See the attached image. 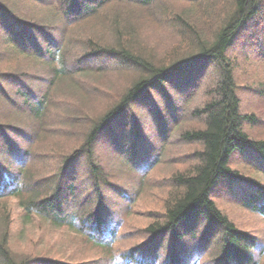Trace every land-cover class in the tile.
<instances>
[{
  "label": "trees",
  "instance_id": "trees-1",
  "mask_svg": "<svg viewBox=\"0 0 264 264\" xmlns=\"http://www.w3.org/2000/svg\"><path fill=\"white\" fill-rule=\"evenodd\" d=\"M22 1L36 5L32 13L16 12L12 4L17 0L9 4L0 0V43L5 49H0V61L12 53L41 65L45 73L35 79L37 89L15 85L17 100L9 85L25 80L26 73L0 69V101L8 109L13 108V102L19 104V119L26 122L24 127L0 120V208L13 198L23 211L24 221L38 217L55 229L75 233L94 247L95 253L81 259L15 256L8 247L10 225L1 214L5 226L0 227V264H258L264 243L239 229L217 207L211 192L220 179L229 186L243 184L242 207L264 216V185L231 167L235 153L257 155L264 163V126L255 113L244 110L232 57L239 32L264 11V0ZM152 12L180 42L166 46L164 57L159 59L153 49L146 50V45L137 44L132 36L137 20L152 17ZM104 34L113 40L103 39ZM261 37L264 34L259 40ZM108 68L133 70L134 76L110 105L89 120L77 148L67 160L64 158L62 170L44 173L36 145L49 119L50 90L55 86L59 103L72 112L73 125L85 112L65 97L66 90L88 85L87 74ZM204 77L208 78L205 100L185 116L201 125L178 133L185 144H195L198 149L186 155L190 159L188 169L170 175L168 198L157 219L141 228L139 240L128 242L120 230L123 212L131 207L134 192H127L125 185L119 188L103 173L95 147L104 135L109 137L128 126V141L123 148L119 144L114 157L120 163L118 171L131 174L133 189L141 191L145 178L169 151L173 132L184 118V103L197 91L194 83ZM173 87H188L187 99L178 103L173 114L163 113L170 99L163 100V109L153 107L150 118L155 133L150 139L149 131L140 119L135 120L132 111L139 107L146 110L151 94L165 97L167 89ZM61 90L65 95L61 96ZM253 126L263 135L252 137L249 131ZM20 128L23 132L14 131ZM8 133H14V138L8 139ZM74 157L86 163L89 177L85 182L76 174L64 176V168ZM261 167L259 172L264 176ZM107 186L115 194L110 202L102 196ZM81 193L87 194L82 197Z\"/></svg>",
  "mask_w": 264,
  "mask_h": 264
},
{
  "label": "rangeland",
  "instance_id": "rangeland-1",
  "mask_svg": "<svg viewBox=\"0 0 264 264\" xmlns=\"http://www.w3.org/2000/svg\"><path fill=\"white\" fill-rule=\"evenodd\" d=\"M7 1L8 4L12 3L11 0H5L6 3ZM17 1L18 2L13 3L12 6H15L16 12L19 11L23 15L25 12L32 13L31 10L36 7V5L31 2L25 4V1ZM151 14L152 17H145L139 21L137 20L133 32L134 35L132 36H134L133 39L136 40L137 44H145L146 50L153 49L159 59L164 57L166 46H172L170 44H177L180 42H178L179 37H176L170 30H165L164 24L160 20L154 19L153 12ZM262 34H264V11L256 15V17H253L245 29L239 32L236 42L233 45L232 57L235 66L234 74L237 80L236 83L238 84V92L244 110L255 113L257 117L260 118V124L264 126V121L262 122V119H264V87L261 86L264 82V38L261 37V40H259ZM45 36L47 37V35ZM53 36L54 35H52V37ZM255 36H258V38L254 39ZM1 37H3L2 33H0V38ZM103 39L111 41L113 37L109 34H104ZM39 41L42 42V39L39 38ZM0 49L5 50L1 43ZM3 60V62L0 61L1 70L8 69L11 72L21 70L26 73L25 80L10 82V91L17 100H19V98L18 94H16V89H14L15 85H21L31 90L37 89L38 85L33 84L36 78H41V74L45 73L44 67L12 53H10L8 57L5 56ZM96 60L99 62V58ZM98 73L99 74L93 72L86 75L89 81L88 85H75L76 87H71L70 90H66L65 97H70L77 104V109L85 112V114L81 115L83 117L81 121L74 122L73 125L74 119L72 117V112L65 107L66 105L59 103L60 95L56 92L57 89H55V86L50 90L52 100L50 101L49 119L46 125L42 127L38 139L39 142L36 145L37 156L40 160L39 167L44 173L51 174L54 173L56 169L62 170L65 160H67L73 154L72 151L77 148L76 146H78L81 135L87 128L89 120L99 114L101 109L110 105L113 99L118 97L129 85L134 76L133 70L124 71L113 68H108ZM207 79L208 78L204 77L199 82L197 81L194 83L198 87L195 90L199 93H196L197 91L191 93V100L187 102H185L187 99L185 97L189 90L187 89L188 87L178 90L173 87L167 89V96L165 97L163 94H161V96L158 94H151L150 107L146 108V110L144 107L142 109H140V107L134 109L136 112L132 111L133 109L130 110L133 112L135 120L139 122L140 119L139 123L143 124L144 129L149 131V138L152 139L155 133V125L150 118L155 112L153 107L156 105V108L163 109V100L170 99L168 103L169 107L167 110L163 111V113L167 112L166 114L168 115L176 111L177 105L185 102L183 106V111H185L184 118L173 132L168 147L169 151H166L161 156L158 163L152 168L143 182V189L141 191L133 189L130 182V179H132L131 174L125 171L124 173L118 171L120 170L118 169L120 163H117L118 159L114 157V154L117 155L118 153L119 144H121L123 148L126 141H128L125 137V135L130 132L128 126L124 128L121 127L120 130L117 129L114 135L112 133L108 135L109 137L104 135L95 147V155L103 168V173L110 176L119 188H123L125 185L127 187V192H134V201L131 207L123 212L124 224L121 228L122 230H120V233L122 232L124 234L128 242L139 240L140 237H142L141 228L157 219V214L163 211L165 201L168 198L169 192L167 191H169V187L171 186L169 182L170 175L176 170L188 169L187 167L190 163V159H188L186 155L198 149V146L195 144H185L180 139V136H178V133L184 130V128L201 125L199 121L195 122V120H193L191 122V120L185 116L188 110H191L194 106L199 105L200 102L205 100L203 97ZM104 89L108 92H103ZM60 94L61 96L65 95L62 90ZM0 102V120L14 121L15 123H20V126L26 127V122L19 119L21 118V114L17 113L20 107L19 104L15 105L13 102V108L8 109L3 100ZM61 108H64V110ZM145 111L147 113H145ZM73 116H75V114H73ZM128 121H130V119H128ZM147 130H145V132ZM14 131L23 132V129L20 128ZM249 132L250 135L255 138L263 135L255 126L251 127ZM14 136V133H8L7 138H14ZM2 146L3 145L0 143V147ZM143 150L144 149H141V151ZM260 160L261 159L257 155L235 153L231 159V167L238 170L242 176L257 178L260 184L264 185V176L259 172V170L263 168L261 166H264V163H261L262 160ZM64 169L66 171L65 177H68V173H72L73 176L76 174L78 176L77 178L81 179V182H85L89 177L87 176L88 168L86 163L78 157L70 159ZM62 179L65 178L63 177ZM226 183V180L220 179L213 186L211 194L215 204L239 229L254 234L264 243V216L258 212L243 208L239 200L246 191L245 185L233 183L229 186ZM81 185L83 186L84 184ZM107 188L108 190H103L102 196L104 200L110 202V200H114L115 194L110 191L111 188L109 186H107ZM85 194L87 193H81L82 197ZM17 204V200L9 198L5 207L0 208V227L3 226L4 228L5 226V223H3V215L6 221H8L7 225H10L8 247L15 256L21 257L30 254L36 257H43L53 255L64 258L81 259L90 257L95 253V248L90 244H85L75 233L72 235L55 229L48 222L38 217L28 218L24 221L23 211ZM110 209L111 208L108 210ZM145 240L148 239L145 238ZM258 264H264V251L260 256Z\"/></svg>",
  "mask_w": 264,
  "mask_h": 264
}]
</instances>
